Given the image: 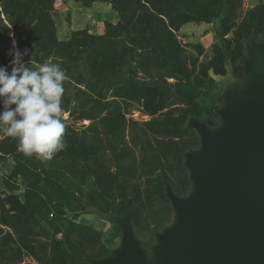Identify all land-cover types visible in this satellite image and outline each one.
Returning <instances> with one entry per match:
<instances>
[{
	"label": "trees",
	"instance_id": "1",
	"mask_svg": "<svg viewBox=\"0 0 264 264\" xmlns=\"http://www.w3.org/2000/svg\"><path fill=\"white\" fill-rule=\"evenodd\" d=\"M58 1L0 0V65L11 70L13 38L28 50L26 62H59L68 77L63 110L91 123L83 130L66 125L68 146L50 161L25 156L15 138L0 133V264L106 258L122 237L116 218L129 207L138 238L149 246L172 220L166 183L179 195L191 189L183 154L199 139L186 123H217L221 91L210 72L226 76L231 64L239 74L244 40H264V3L242 14L244 0H61L107 3L119 15L103 33L88 25L61 41ZM216 21L218 42L201 61L205 46L183 44L178 34L189 23ZM134 104L151 119L127 118ZM90 208L113 215L110 234L78 222Z\"/></svg>",
	"mask_w": 264,
	"mask_h": 264
},
{
	"label": "water",
	"instance_id": "2",
	"mask_svg": "<svg viewBox=\"0 0 264 264\" xmlns=\"http://www.w3.org/2000/svg\"><path fill=\"white\" fill-rule=\"evenodd\" d=\"M244 45L240 73L228 70L232 84L216 109L217 123L193 117L186 123L199 145L183 154L189 193L165 185L171 222L146 246L129 207L116 218L120 246L89 264H264V40L254 34ZM88 212L113 218L94 208Z\"/></svg>",
	"mask_w": 264,
	"mask_h": 264
},
{
	"label": "clouds",
	"instance_id": "3",
	"mask_svg": "<svg viewBox=\"0 0 264 264\" xmlns=\"http://www.w3.org/2000/svg\"><path fill=\"white\" fill-rule=\"evenodd\" d=\"M8 55L11 70L0 65V133L15 138L25 156L50 161L68 146L62 115L66 70L52 60L26 62L28 50L21 51L15 39Z\"/></svg>",
	"mask_w": 264,
	"mask_h": 264
},
{
	"label": "rangeland",
	"instance_id": "4",
	"mask_svg": "<svg viewBox=\"0 0 264 264\" xmlns=\"http://www.w3.org/2000/svg\"><path fill=\"white\" fill-rule=\"evenodd\" d=\"M260 3H264V0H244L243 9L241 11L242 14H244L249 8H252ZM55 8L54 18L57 23L58 36L61 41L68 40L72 31L82 30L88 25L93 33H103L105 22L116 23L119 21L118 13L112 9L111 5L103 2H96L91 7H85L81 4L73 2L64 4L61 0H59L56 3ZM68 17L71 19V27L68 24ZM3 19H5L4 16ZM5 23L7 24L6 21ZM218 24L219 21H216L213 25L189 23L182 28L178 37L183 44L202 43L205 46L206 52L204 56L201 57V61H207L212 57V46L218 42L214 32V28ZM189 50L192 49L189 48ZM72 91L74 92V90ZM72 106H74V103H72L71 107ZM130 110L131 111L127 115V118H132L139 123H143L151 119L143 113L138 104H134ZM62 115L66 125L74 126L78 130H83L91 123L89 120L76 122L70 112L66 110H63ZM128 137H130V134ZM8 163L11 166L13 162L11 159H8ZM78 222L100 230L104 235L110 234L113 226L111 221L102 219L96 214L89 212L83 213ZM120 241L121 239L116 240L114 246L115 249L120 246ZM29 263L36 264V262L29 257H26L24 262L20 264Z\"/></svg>",
	"mask_w": 264,
	"mask_h": 264
},
{
	"label": "flooded vegetation",
	"instance_id": "5",
	"mask_svg": "<svg viewBox=\"0 0 264 264\" xmlns=\"http://www.w3.org/2000/svg\"><path fill=\"white\" fill-rule=\"evenodd\" d=\"M230 67H232V70L233 72L238 75L237 72H235L233 66L230 64L228 69H227V74L226 76H218L219 78L215 81L219 82L220 84V99H222L223 95L225 94V91H227V89L231 86L232 84V81L229 79V76H228V70L230 69ZM150 117V116H149ZM151 118V117H150ZM191 118V117H190Z\"/></svg>",
	"mask_w": 264,
	"mask_h": 264
},
{
	"label": "built area",
	"instance_id": "6",
	"mask_svg": "<svg viewBox=\"0 0 264 264\" xmlns=\"http://www.w3.org/2000/svg\"><path fill=\"white\" fill-rule=\"evenodd\" d=\"M3 173H4V172H3ZM3 173H2V167H1V165H0V174H3Z\"/></svg>",
	"mask_w": 264,
	"mask_h": 264
},
{
	"label": "crops",
	"instance_id": "7",
	"mask_svg": "<svg viewBox=\"0 0 264 264\" xmlns=\"http://www.w3.org/2000/svg\"><path fill=\"white\" fill-rule=\"evenodd\" d=\"M117 23V22H116Z\"/></svg>",
	"mask_w": 264,
	"mask_h": 264
}]
</instances>
